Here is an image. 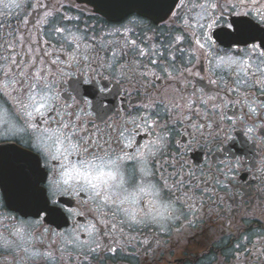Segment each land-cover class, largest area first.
I'll return each instance as SVG.
<instances>
[{
	"label": "snow or ice",
	"instance_id": "snow-or-ice-1",
	"mask_svg": "<svg viewBox=\"0 0 264 264\" xmlns=\"http://www.w3.org/2000/svg\"><path fill=\"white\" fill-rule=\"evenodd\" d=\"M66 2L71 5V0H56L55 4L48 0L47 6H42L37 0V7H44L43 15L29 26L22 17L15 25L7 22L13 16L10 10L21 9L25 0H0V125L15 129L6 107L11 104L26 118L31 133L29 150L15 144L0 146V188L7 194L0 218L14 220L7 209L25 210L37 217L44 213L53 223L64 221V212L74 218L67 233L53 234L54 250L41 253L24 248V258L52 261L59 252L62 264H90V257L122 251L150 228L155 232L140 240V248L145 254L152 249L155 256L167 247L172 235L180 240L197 229L202 235L219 229L241 241L230 248L234 264H264V168L255 192L251 186L236 191L234 173L239 162L219 169L209 165L205 170L183 155H167L177 123H186L201 135L205 129L211 134L213 125L199 122L207 116L198 106L212 104L216 108L217 97L189 95L180 86L179 76L153 58L159 56L156 45L141 47L132 38L139 23L135 18L120 28L89 36L94 29L70 28L65 23L79 20L63 11ZM97 7L122 18L133 11L147 15L157 3L100 0ZM179 7L188 10L184 28L198 36L194 51L210 55L217 42L246 45L244 56L218 57L217 66H236L233 91L249 115H264V102L241 91L259 86L264 96V0H181ZM183 39L182 35L175 37L177 43ZM249 41L258 43L248 46ZM130 53L134 58H128ZM144 57L147 63L140 59ZM76 66L89 68L91 76L77 81L73 91L79 95L82 88L97 101V107L106 97L98 98L95 77L104 78L105 71L144 88V102L134 109L135 115L115 113L112 121L104 120L112 111L108 106L97 114L81 107V103L91 107L92 101L81 98V103H69L74 98L62 97V81ZM155 80L165 83L156 86ZM97 118L103 120V128L95 122ZM260 127L264 129V124ZM255 130L248 129L249 133ZM49 194L71 197L77 201L76 207L63 208L56 199L50 202ZM226 197L231 203H225ZM254 220L260 227L249 231L245 225L251 226ZM24 223L12 235L23 239ZM177 223L180 227L174 230ZM43 232L49 234L50 229ZM253 235L257 240L248 248ZM14 243L3 239L2 246L8 249ZM13 260L19 264L15 257Z\"/></svg>",
	"mask_w": 264,
	"mask_h": 264
},
{
	"label": "flooded vegetation",
	"instance_id": "flooded-vegetation-1",
	"mask_svg": "<svg viewBox=\"0 0 264 264\" xmlns=\"http://www.w3.org/2000/svg\"><path fill=\"white\" fill-rule=\"evenodd\" d=\"M53 4L56 0H51ZM181 0H178L172 11L159 21L144 17L138 13H132L120 21H111L103 15L94 11L87 3L71 0V5L67 2L64 5L63 11L69 16L79 17V20L65 22L70 28L78 27L80 29L92 28L94 31H89L88 35H100L115 28H120L121 25H127L128 21L135 18L139 21L134 26L132 38L136 39L141 47H150L156 45L159 56L153 57L159 60V63L174 72L177 76H182L180 86L184 88L189 95L195 94L207 98L214 95L217 97V107L213 109L211 104L206 107L198 106L206 113L207 120L204 117L200 118V123H211L213 130L209 134L208 129L204 130V134L195 133L187 124L177 123L175 131L170 136V142L167 148V155L177 156L183 155L194 165H203L205 170L209 165L215 168H224L227 166H236L239 162V170L234 173L236 179L234 187L239 191L240 187L251 186L253 192L261 185V168H264V129L260 125L264 124V115L251 116L248 114V109L241 102V97L233 91L237 80L236 66H228L220 64L217 66L218 57H226L232 55L241 57L245 55L246 45L244 44H226L217 42L211 51V54L194 51L196 49L195 40L198 38L191 30L184 28V19L187 15V8L179 7ZM187 3L188 0H185ZM40 5L47 6L48 0H39ZM31 7H28V5ZM190 7V5H189ZM2 8V6H0ZM13 11V16L8 18L7 22L12 25L17 23V18L22 17L29 21V26L35 20L43 15L44 7H37V0H25L24 6L21 9ZM175 14V15H174ZM227 19V18H226ZM264 27V26H262ZM218 29H213L212 32ZM211 34V33H210ZM177 35H182L184 39L180 42L175 41ZM213 39L215 36L213 35ZM55 43V40H53ZM252 43L258 41H249ZM129 59H132L131 53ZM147 63L148 58H140ZM255 60V58H254ZM259 62L258 60L256 61ZM95 67V65H93ZM157 75H160V68H154ZM100 71L99 69L97 70ZM70 73L62 81V97H72L69 103H81V98L84 101H92L91 107L86 103H81V107L88 108L89 111H94L97 114L102 113L105 106L112 109L104 117V120L112 121L116 119L115 113L124 116L128 113L135 115L134 109L144 102L145 89L142 87L129 84L128 81L122 80L119 76L110 75L108 72L103 73V77L97 75L98 98L106 97L102 100L101 106L97 107V101L92 97L83 93L81 88L79 95L73 91V82L89 79L91 70L87 67L76 66L69 70ZM186 80L187 83H184ZM163 80H155V85L164 84ZM103 89V92H99ZM242 92H250L251 96L259 102H264V96L260 95L261 89L259 86L250 89H241ZM255 120V125H253ZM103 128V120L97 118L95 121ZM195 123V118L193 119ZM218 125V126H217ZM255 127V131L249 133L248 129ZM4 144H15L23 150H29L27 141L20 140L0 141V146ZM129 171L131 168L129 167ZM231 190V189H230ZM222 196L225 193H220ZM56 199L63 208H75L77 201L67 196H53L49 194V201ZM238 199V198H237ZM7 203V194L4 189L0 188V209L4 208ZM225 203H231L229 198H225ZM7 214L14 217V220H6L0 218V237L9 241H14L12 248L5 249L3 239H0V264H62L61 254L56 253L55 259L49 261L47 259L24 258V248H28L29 252H44L54 250L57 246L52 243L55 239L54 233H67L74 224L73 216L64 212L65 220L53 223L45 218V214L41 213L39 217L25 210L7 209ZM259 215V210L257 212ZM76 219H79L78 217ZM21 222H25L23 239L12 235L15 228L21 227ZM28 222H32L29 226ZM39 222V223H37ZM237 222L243 223L240 216H237ZM180 224L174 226L179 228ZM249 231L252 228H259L260 224L254 220L251 226L245 225ZM50 229L49 234H44L43 229ZM144 236L130 245L118 251L115 254L104 253L97 257H90V264H150V261H156L158 264H234L235 257L230 248H234L238 241L233 235L216 229L214 233L201 234L197 229L191 232L183 239L178 240L175 235H172L169 244L161 252L157 251L155 256L145 254L140 248V240L145 236L151 237L155 232L154 228L145 229ZM135 234V233H134ZM161 238L163 233L159 234ZM257 237L253 235L251 242L247 243L248 248H251ZM105 242L107 239L105 238ZM51 245V248L49 247ZM153 249L156 245L153 244ZM140 248V251H137ZM66 264V261L64 262ZM88 264V262H85Z\"/></svg>",
	"mask_w": 264,
	"mask_h": 264
},
{
	"label": "clouds",
	"instance_id": "clouds-1",
	"mask_svg": "<svg viewBox=\"0 0 264 264\" xmlns=\"http://www.w3.org/2000/svg\"><path fill=\"white\" fill-rule=\"evenodd\" d=\"M73 74V73H69ZM66 77L63 78V80ZM181 80H183L182 76H179ZM184 83H187L184 81ZM77 87V81L73 82V89ZM208 97H216L214 95L208 96ZM216 105L219 102H215ZM0 104H3L2 101H0ZM6 107L10 110L9 111V119L12 121V123L15 125V129L10 130L9 126L7 124L0 125V141H11V140H20L21 142L27 141V144L25 146L29 145L31 133L28 129L26 123H25V117L22 116L20 113H18L15 108L8 104ZM211 107L213 108V105L211 104ZM215 109V108H213ZM16 129H19V131H16ZM10 145V144H7ZM23 150V148H21Z\"/></svg>",
	"mask_w": 264,
	"mask_h": 264
},
{
	"label": "water",
	"instance_id": "water-1",
	"mask_svg": "<svg viewBox=\"0 0 264 264\" xmlns=\"http://www.w3.org/2000/svg\"><path fill=\"white\" fill-rule=\"evenodd\" d=\"M79 1H84V2H86L88 4H90L91 6L94 7V10L96 12L102 14L103 16L107 17L110 20L117 21V20H120V19H123L124 17H126V16H124L122 18H115V17H112L110 15H107L104 11L98 9V7H97V5L100 2V0H79ZM177 1L178 0H156L157 7H155L153 10L149 11L147 15H143L140 12H137V11H133L131 13L136 12V13H138L140 15H143V16H146L148 18H151V19H153L155 21H159V20L165 18L172 11V9L174 8V6L177 3ZM170 4L173 5V6L171 7L170 11H167L168 6ZM166 12H167V14L165 15Z\"/></svg>",
	"mask_w": 264,
	"mask_h": 264
}]
</instances>
